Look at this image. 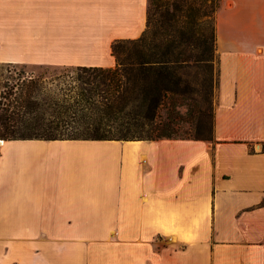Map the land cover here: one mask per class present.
I'll return each mask as SVG.
<instances>
[{
	"label": "crops",
	"instance_id": "obj_1",
	"mask_svg": "<svg viewBox=\"0 0 264 264\" xmlns=\"http://www.w3.org/2000/svg\"><path fill=\"white\" fill-rule=\"evenodd\" d=\"M213 142L2 141L0 264H264V0H220ZM149 0H0V63L115 68Z\"/></svg>",
	"mask_w": 264,
	"mask_h": 264
},
{
	"label": "trees",
	"instance_id": "obj_2",
	"mask_svg": "<svg viewBox=\"0 0 264 264\" xmlns=\"http://www.w3.org/2000/svg\"><path fill=\"white\" fill-rule=\"evenodd\" d=\"M149 3L143 35L112 45L115 68L0 63L8 75L0 140L213 142L215 114L206 106L197 137L176 136L181 101L218 60L220 0Z\"/></svg>",
	"mask_w": 264,
	"mask_h": 264
},
{
	"label": "rangeland",
	"instance_id": "obj_3",
	"mask_svg": "<svg viewBox=\"0 0 264 264\" xmlns=\"http://www.w3.org/2000/svg\"><path fill=\"white\" fill-rule=\"evenodd\" d=\"M219 66L220 61L218 56V60L214 63L212 75L207 76L206 74L204 76H201L198 80L199 85H192V88L196 90V92L190 93L185 99L181 101V107L178 108L180 117L178 119L179 126L176 136L177 138L197 137V128L195 124L200 106H206L208 107V109L212 108V112L213 114H215V109L218 102V86L220 75ZM7 76L8 75L5 71V68L3 69L0 67V92H2L3 90V83L5 81L4 79ZM190 80H193V74L190 75Z\"/></svg>",
	"mask_w": 264,
	"mask_h": 264
},
{
	"label": "bare ground",
	"instance_id": "obj_4",
	"mask_svg": "<svg viewBox=\"0 0 264 264\" xmlns=\"http://www.w3.org/2000/svg\"><path fill=\"white\" fill-rule=\"evenodd\" d=\"M4 143H2V141H0V146H2Z\"/></svg>",
	"mask_w": 264,
	"mask_h": 264
}]
</instances>
